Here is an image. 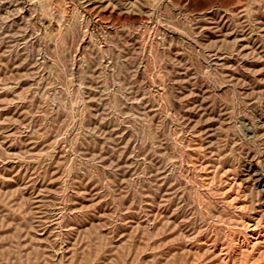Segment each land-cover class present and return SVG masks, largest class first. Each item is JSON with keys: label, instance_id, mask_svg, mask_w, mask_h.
<instances>
[{"label": "rangeland", "instance_id": "1", "mask_svg": "<svg viewBox=\"0 0 264 264\" xmlns=\"http://www.w3.org/2000/svg\"><path fill=\"white\" fill-rule=\"evenodd\" d=\"M0 264H264V0H0Z\"/></svg>", "mask_w": 264, "mask_h": 264}, {"label": "bare ground", "instance_id": "2", "mask_svg": "<svg viewBox=\"0 0 264 264\" xmlns=\"http://www.w3.org/2000/svg\"><path fill=\"white\" fill-rule=\"evenodd\" d=\"M14 5V4H13Z\"/></svg>", "mask_w": 264, "mask_h": 264}]
</instances>
